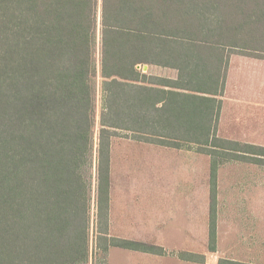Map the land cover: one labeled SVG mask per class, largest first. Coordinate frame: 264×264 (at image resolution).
<instances>
[{
  "label": "trees",
  "instance_id": "1",
  "mask_svg": "<svg viewBox=\"0 0 264 264\" xmlns=\"http://www.w3.org/2000/svg\"><path fill=\"white\" fill-rule=\"evenodd\" d=\"M95 8L96 0H69L55 26L40 30L34 43L18 34L21 41L0 44V264L90 263L84 170L92 166L96 121ZM228 50L264 60V0H102L95 205L103 219L98 237L109 242L96 246L103 255L109 247L156 252L105 237L112 137L128 133L197 145L213 158V189L218 148L237 151L232 144L218 146L211 125L218 110L215 120L213 113L194 112L196 97L192 118H206L208 125L185 129V135L181 128L154 126L151 96L144 95V110L131 108L136 66L177 70L191 79L193 90L211 93L221 88ZM250 154L263 161L257 157L264 155ZM215 217L212 211V243Z\"/></svg>",
  "mask_w": 264,
  "mask_h": 264
},
{
  "label": "rangeland",
  "instance_id": "2",
  "mask_svg": "<svg viewBox=\"0 0 264 264\" xmlns=\"http://www.w3.org/2000/svg\"><path fill=\"white\" fill-rule=\"evenodd\" d=\"M67 1L69 0H0V44L15 42L18 34H21L24 40L34 43L41 34L40 30L55 26V18L57 19L61 14L63 3ZM95 12L97 35L92 57L96 61V121L93 133L92 166L84 170V177L90 182L89 256L93 264H103L104 255L101 251H97L96 246L100 242L103 247L109 242L98 237V232L103 230V219L99 221L96 217L95 205V160L99 118L103 104L101 92L103 79L100 77L102 0H96ZM229 51L226 53L230 54L234 60L238 57L257 58L251 54L243 56L241 52ZM136 70L147 78L144 81L150 83L153 79L152 75H166L172 72L169 68L152 64L137 65ZM219 77L218 84L221 81V71ZM247 133V130L231 127V120L223 122V125L219 127L218 120L215 135L218 139L238 142L240 145L234 147L238 151L249 152V154L257 152L264 155V152L257 148H264V130L256 128L249 137H245ZM168 140L166 143L170 145L177 144ZM148 142L154 144L159 141L148 139ZM217 144L226 146L223 142ZM245 144L256 147L245 148ZM201 151L197 145L191 144V171L188 175L186 173V186L189 180L190 192H186V203H150L149 208L145 207L146 210H150L159 228L167 227L168 224L172 228H179L181 220V231L160 234L159 237L151 232V235L144 236V242L164 250L166 259H161L163 261L161 264H215L218 262L219 264H264V161L257 162L256 158H251L248 154L244 157L235 155V152L231 154L225 151L218 152L219 154H215L214 158L217 164L215 189H213L210 173L213 158ZM156 176L153 174L150 177L154 187L159 184ZM212 211L216 214L215 226L217 219V225L219 222L221 228L219 245L216 244V247L209 236ZM215 248L219 251H215ZM177 253H182L180 257L186 259L187 253H192L191 263L179 261Z\"/></svg>",
  "mask_w": 264,
  "mask_h": 264
},
{
  "label": "crops",
  "instance_id": "3",
  "mask_svg": "<svg viewBox=\"0 0 264 264\" xmlns=\"http://www.w3.org/2000/svg\"><path fill=\"white\" fill-rule=\"evenodd\" d=\"M230 57L228 65L225 66L224 62L221 68V88L211 93L193 90L190 78L174 69H169L172 72L166 75H152L151 83L144 81L147 78L138 72L137 80L130 82L134 93V105L131 108L135 111L144 110V95L151 96L149 103L152 106L149 108L154 126L181 128L185 135V129L208 125L206 118H192L193 97H196L194 112L200 115L213 113L214 119L218 110L217 120L211 123L216 128L218 120L219 127L231 120V127L248 131L245 137H249L256 128L264 130V60L248 57L234 60ZM158 141L153 144L128 133L110 140V190L105 237L150 246L156 252L109 247L103 256V264H161V259H166L164 250L146 244L144 236L151 235V232L159 237L160 234L181 231V220L179 228H172L169 224L159 228L150 210L145 207L149 208L150 203H186V192H190L189 180L186 186V173L188 175L191 171V143L188 142L186 148L185 141L170 140L180 145ZM221 142L226 146L232 144L233 149L240 145L238 142L219 139ZM244 147L256 146L245 144ZM218 151L230 153L221 148ZM235 153L254 157L245 151L237 150ZM257 158L264 161V157ZM153 174L157 175L159 181L156 187L150 178ZM220 229L216 219L215 247L219 245ZM215 251L219 250L215 248ZM177 254L179 261L191 263L192 253H187V259L180 257L182 253Z\"/></svg>",
  "mask_w": 264,
  "mask_h": 264
}]
</instances>
